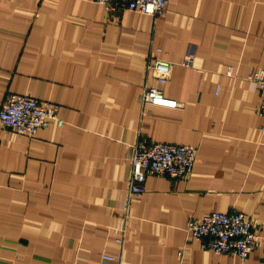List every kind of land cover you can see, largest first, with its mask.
<instances>
[{
    "label": "crops",
    "instance_id": "0c3cea01",
    "mask_svg": "<svg viewBox=\"0 0 264 264\" xmlns=\"http://www.w3.org/2000/svg\"><path fill=\"white\" fill-rule=\"evenodd\" d=\"M187 57L191 63L185 64ZM182 105L142 103L149 61ZM264 0H168L153 16L94 0H0V104L60 106L63 126L0 124V264H264ZM197 148L184 179L149 175L129 196L141 144ZM241 211L260 239L246 260L203 249L190 220Z\"/></svg>",
    "mask_w": 264,
    "mask_h": 264
},
{
    "label": "built area",
    "instance_id": "2783aa9c",
    "mask_svg": "<svg viewBox=\"0 0 264 264\" xmlns=\"http://www.w3.org/2000/svg\"><path fill=\"white\" fill-rule=\"evenodd\" d=\"M104 6L107 12L132 10L143 14L161 16L166 12L168 0H94ZM187 57L185 64H190ZM173 63L162 58L149 61L147 70L154 84L144 87L142 103L177 108L182 104L169 98L159 84L170 81ZM249 79L259 86L261 98L258 113L264 120V69L256 71ZM0 124L5 130L22 135H32L40 128L52 124L63 126L60 106L52 102H39L21 94H9L0 104ZM261 131L264 134V123ZM197 157V148L190 145H176L161 142L141 144L130 156L131 177L128 184L129 196L140 194L149 175H166L172 179L189 177ZM188 234L199 241L203 249L216 254H231L240 260L247 259L255 249L260 236L252 221L241 211L232 213L213 212L201 220H190Z\"/></svg>",
    "mask_w": 264,
    "mask_h": 264
}]
</instances>
